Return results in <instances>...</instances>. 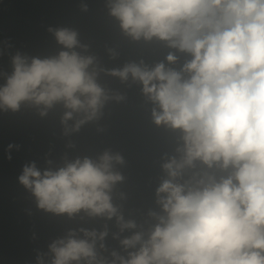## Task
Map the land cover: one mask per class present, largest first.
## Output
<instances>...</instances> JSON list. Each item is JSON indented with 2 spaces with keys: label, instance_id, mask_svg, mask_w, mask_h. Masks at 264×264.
Instances as JSON below:
<instances>
[{
  "label": "clouds",
  "instance_id": "obj_1",
  "mask_svg": "<svg viewBox=\"0 0 264 264\" xmlns=\"http://www.w3.org/2000/svg\"><path fill=\"white\" fill-rule=\"evenodd\" d=\"M106 7L123 37L161 49L162 58L107 68L78 30L49 28L61 47L45 57L12 56L0 111L27 105L44 117L60 106L70 136L99 121L110 101L126 100L100 82L101 74L118 77L139 86L169 150L160 156L156 207L140 222L114 202L125 180L120 152L66 153L55 168L25 164L18 180L39 209L114 220L118 229L112 237L122 251L110 253L107 223L68 229L48 245L50 264H264V0H107Z\"/></svg>",
  "mask_w": 264,
  "mask_h": 264
},
{
  "label": "water",
  "instance_id": "obj_2",
  "mask_svg": "<svg viewBox=\"0 0 264 264\" xmlns=\"http://www.w3.org/2000/svg\"><path fill=\"white\" fill-rule=\"evenodd\" d=\"M107 0H0V84L3 73L12 70L11 58L17 52L31 56H50L61 47L49 28L69 27L78 30L79 39L89 45L107 68L122 66L130 59L144 57L151 61L162 58V50L130 43L122 36L118 22L108 15ZM87 4L84 11L82 5ZM109 49L119 54L111 58ZM100 82L113 91L126 94V100L110 101L103 117L70 136L63 134L60 124L62 108L57 106L41 117L30 106L19 112L0 111V264H50L48 245L66 235L70 228L102 230L105 223L109 235L105 239L108 253L122 251L112 233L118 229L114 220L104 218H68L39 209L35 197L19 183L23 166L35 161L40 169L58 167L77 155H92L110 148L125 158L117 165L125 180L116 186L114 202L122 204L125 218L142 221L150 208H155L154 193L162 172V152L169 150V136L150 121L139 86L128 87L118 77L101 74ZM102 129V130H98ZM74 148L67 147L69 142ZM9 144L19 147L8 148ZM9 156L11 158H9ZM47 160L53 164L48 165ZM124 193L121 200L119 193ZM124 232L121 236L128 235ZM105 253V255H108Z\"/></svg>",
  "mask_w": 264,
  "mask_h": 264
}]
</instances>
